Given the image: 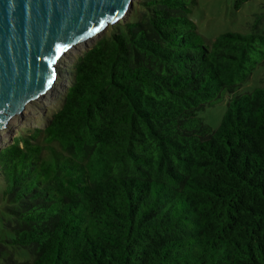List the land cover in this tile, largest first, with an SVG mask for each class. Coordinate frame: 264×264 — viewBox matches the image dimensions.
I'll list each match as a JSON object with an SVG mask.
<instances>
[{
  "label": "trees",
  "instance_id": "1",
  "mask_svg": "<svg viewBox=\"0 0 264 264\" xmlns=\"http://www.w3.org/2000/svg\"><path fill=\"white\" fill-rule=\"evenodd\" d=\"M190 13L137 0L0 149V264H264V34L206 45Z\"/></svg>",
  "mask_w": 264,
  "mask_h": 264
},
{
  "label": "water",
  "instance_id": "2",
  "mask_svg": "<svg viewBox=\"0 0 264 264\" xmlns=\"http://www.w3.org/2000/svg\"><path fill=\"white\" fill-rule=\"evenodd\" d=\"M134 0H0V131L44 93L62 51L126 15Z\"/></svg>",
  "mask_w": 264,
  "mask_h": 264
},
{
  "label": "rangeland",
  "instance_id": "3",
  "mask_svg": "<svg viewBox=\"0 0 264 264\" xmlns=\"http://www.w3.org/2000/svg\"><path fill=\"white\" fill-rule=\"evenodd\" d=\"M137 0L133 1V5ZM190 8V19L196 25L203 43L208 45L219 34L225 32L249 33L256 22L259 33L264 34V0H186ZM130 10L120 19L130 18ZM119 21V20H117ZM116 21V22H117ZM115 22V23H116ZM114 24V23H113ZM104 26L86 39L68 47L53 61L54 80L49 88L37 98L25 105L21 113L16 114L0 131V149L8 145L11 137L18 131L29 132L35 128H43L60 107L68 86L67 73L70 64L78 56L89 49L93 43L110 30ZM257 87H264V67L257 66L250 80L243 85L240 92H249ZM225 110L224 99L214 107L205 108L198 114L203 123L215 129Z\"/></svg>",
  "mask_w": 264,
  "mask_h": 264
}]
</instances>
